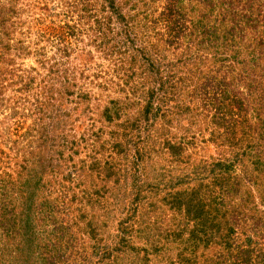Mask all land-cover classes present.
I'll return each mask as SVG.
<instances>
[{"label":"rangeland","instance_id":"obj_1","mask_svg":"<svg viewBox=\"0 0 264 264\" xmlns=\"http://www.w3.org/2000/svg\"><path fill=\"white\" fill-rule=\"evenodd\" d=\"M166 1L0 0V264H26L25 260L31 264L29 246L51 239L50 251L56 237L65 232L76 239L72 264H88L94 245L113 263L120 259L123 264H143L149 259L145 250L159 246L178 264L169 256L171 235L167 240L156 228L168 220L171 227L180 223L182 229L188 219L173 210H148L141 214L146 220L141 223L125 219L134 207L142 212L147 206L153 184L170 187L173 179L189 175L188 186L201 182L213 187L217 173L211 172L210 164L233 153L212 135L217 131L211 125L213 111L208 115L197 102L195 116L153 131L152 143L139 145L149 153L137 159V134L131 135L126 114L141 113L147 101L141 93L159 87L147 82L155 60L175 64L166 83L177 84L176 91L182 92L180 81L189 75L182 62L175 63L183 48L167 56L174 50L163 41L168 33L161 14ZM223 1L183 0L182 5L192 23L202 13L215 16ZM243 6L250 12L246 0H241ZM256 8L263 10L264 0H254ZM144 11H156L158 23ZM242 22L246 36L234 47L246 57L253 48L252 55L263 48L258 43L264 41V26L255 29L251 20ZM251 57L246 64L254 65L257 58ZM259 62L264 65V60ZM193 79L198 80L185 78L183 86L188 81L199 87L202 81ZM160 101L155 97L153 102ZM166 141L180 143L181 154L169 155ZM261 191L260 185L245 182L239 196L224 203V220L239 205L249 218L242 227L259 221L263 225L259 233L264 235ZM218 194L226 195L222 190ZM219 195L217 201L222 202ZM224 220L221 215L217 220L222 230L229 224ZM225 233H214L212 248H198L200 264L219 261L218 255L226 251L220 244ZM239 234L234 239L238 235L242 240ZM126 241L139 251L125 248ZM150 259L155 264L156 254ZM106 263L104 259L100 264Z\"/></svg>","mask_w":264,"mask_h":264},{"label":"trees","instance_id":"obj_2","mask_svg":"<svg viewBox=\"0 0 264 264\" xmlns=\"http://www.w3.org/2000/svg\"><path fill=\"white\" fill-rule=\"evenodd\" d=\"M182 1L167 0L163 5L164 10L161 14L165 15L164 25L168 27V33L163 36V41L166 48L174 50L167 56H174L183 48L181 58L175 63L182 62L186 69L188 68L189 75L185 76L186 80L194 82L198 79H193V76H197L202 83L197 87L187 81V85L183 86L186 81L184 78L180 81L182 92L176 91L177 84L173 87L167 84L170 83L169 74L173 75L175 64H160L155 60L147 82L148 85L153 84L159 87L155 89L151 86L150 89H145L141 93V96L147 100L141 105V113L133 114L132 117L126 114L127 120L129 118L131 135L137 134L134 138L138 146L135 154L138 156L137 159H142L144 153H149L148 149L139 145H150L153 131L159 133L175 120L178 125L181 119H190L193 114L195 116L197 102L201 103L203 111H207L208 115L213 111L211 125L217 131H213L212 135L220 146H228L233 154L224 161L214 159L210 164L211 172L217 173L213 187L201 182L188 186L192 184L189 175L173 179L170 187L162 188L159 184H153L149 187V190L154 192L149 196L147 206L142 209V212L134 207V212L128 215L125 221L126 223L134 220L135 222L138 220L139 223L146 222L143 218L145 216L141 214H146L148 210L159 213L161 210L164 212L173 210L177 216L182 215L184 219H188L184 222L182 229H180L182 225L180 223L171 227L168 220L158 228L155 227L163 238L169 240V235H171L170 239L172 238L173 241L169 240L168 249L173 252L169 256H172L178 264H200V259H197L198 248L200 246H204L203 250L212 248L214 233L219 234L225 230L226 233L221 236L220 244L226 251L219 254V261L213 264H261L264 259V243L260 241L264 239V235L259 232L263 225L254 220L253 225L243 228L242 225H247L245 222L247 219L249 221V218L239 205L234 210L232 209L228 213L229 216L227 215L229 218L224 220V211L226 212L224 203L226 204L230 197L239 196L242 186L248 181L260 185L264 199V65L259 62V60H264V41L261 40L258 43L260 47H263L262 49L260 48L252 55L255 49L253 48L246 57H243L244 54L236 51L234 47L238 38L246 36L243 28L245 23L242 21L251 20L255 29L264 26V13H262L264 9L253 10L254 0H246L250 12L245 11L246 6L240 7L241 0H225L222 2L223 7H219L215 16L209 12L202 13L196 21L191 23L192 19L189 21ZM211 8H215V5ZM155 13L156 11H150L147 14L144 11L145 16L152 18V22L156 24L158 18ZM167 56L162 55L161 58L165 59ZM249 56L257 58V60L253 59L254 65L246 64ZM240 64L242 67L238 68ZM155 97L161 99L158 105L153 102ZM164 145L168 148L169 155L181 154L180 143L171 144L166 141ZM115 147L119 148L120 144ZM134 164L136 166L137 163L134 161ZM239 166L243 169L240 170ZM220 190L226 195H219ZM146 191L148 192V189ZM217 195L222 202L217 201ZM217 208L220 209L219 212ZM137 212L140 216H136ZM220 215L223 222L228 221L229 223L223 224V230L221 223H217ZM33 230L34 228L30 231L32 234ZM235 232L240 233L243 239H238V235L234 239V235L237 234ZM136 233L140 232L137 230ZM60 236L56 237L50 251L47 242L51 239L43 240V242L41 240L40 243L29 246V252L33 256L31 264L54 257L56 259L49 260L48 264L63 263L62 260L57 259H65L66 262L74 260L76 254L72 249L73 242L76 241L75 237L72 235L68 237L66 232ZM127 242H130L132 246L127 245ZM175 242L178 243L176 248H174ZM124 247L136 249L132 241H126ZM55 249L57 253H53ZM159 249V246H153L150 250L146 249L145 252L149 259H144L143 264H153V259L150 257L155 254V264H177L167 258L165 249L163 251ZM102 253L104 255L99 252L97 245H94L92 256L90 260L87 259L88 264H100L104 259L108 261L106 264L116 263L111 262L110 257L104 258L107 254ZM24 262L30 264L26 260ZM116 264L123 263L117 259Z\"/></svg>","mask_w":264,"mask_h":264}]
</instances>
